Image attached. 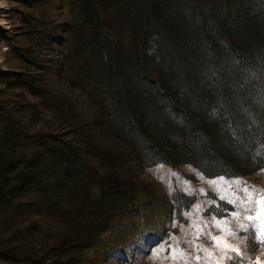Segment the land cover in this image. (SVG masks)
Wrapping results in <instances>:
<instances>
[{"label":"rangeland","instance_id":"rangeland-1","mask_svg":"<svg viewBox=\"0 0 264 264\" xmlns=\"http://www.w3.org/2000/svg\"><path fill=\"white\" fill-rule=\"evenodd\" d=\"M216 25L264 121V0H0V264H264Z\"/></svg>","mask_w":264,"mask_h":264},{"label":"trees","instance_id":"trees-1","mask_svg":"<svg viewBox=\"0 0 264 264\" xmlns=\"http://www.w3.org/2000/svg\"><path fill=\"white\" fill-rule=\"evenodd\" d=\"M214 22L217 24V19ZM257 35H259L258 32ZM214 37L212 38L214 43H223L222 49L215 52L214 77L217 82H223L231 86L232 90L230 93L235 101V110L242 125L241 130L238 132L236 130L239 126L235 123V130L231 131L249 141L250 149L248 148L247 155L251 157L252 168L257 169L264 166V121L252 103L251 97L254 94L247 85L251 78L248 70L249 60L247 55L242 52L241 47L234 43L230 33L225 29L216 25ZM224 51L229 53L224 54ZM223 57L230 63L226 72L224 71L225 65L222 62ZM199 140H201L200 137Z\"/></svg>","mask_w":264,"mask_h":264},{"label":"snow or ice","instance_id":"snow-or-ice-1","mask_svg":"<svg viewBox=\"0 0 264 264\" xmlns=\"http://www.w3.org/2000/svg\"><path fill=\"white\" fill-rule=\"evenodd\" d=\"M245 192L248 195L249 202H251V195H250V193H247V188H245ZM262 200H264V198H262ZM229 203H234V202L233 201H229ZM256 203L257 204H261L262 201H256ZM247 219L252 220L253 218L251 216H248ZM242 227H244V226L242 225ZM253 227H255V225H253Z\"/></svg>","mask_w":264,"mask_h":264}]
</instances>
